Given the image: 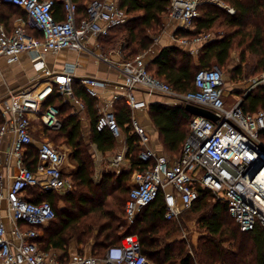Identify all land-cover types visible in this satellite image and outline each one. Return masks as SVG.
Returning a JSON list of instances; mask_svg holds the SVG:
<instances>
[{"label":"built area","instance_id":"obj_1","mask_svg":"<svg viewBox=\"0 0 264 264\" xmlns=\"http://www.w3.org/2000/svg\"><path fill=\"white\" fill-rule=\"evenodd\" d=\"M168 1L166 18L175 25L174 32L177 29L193 30L199 7L203 4L217 6L230 15L235 13L234 8L220 0ZM0 2L23 10L31 27L41 35L36 38L20 25L8 31L0 23V58L13 63L22 53L32 54L36 71L42 72L33 89L10 92L8 101L0 109L4 119L0 126V141L7 135L11 137L7 157L14 158L13 166L17 170L13 175L9 170L5 175L0 171V264H155L142 254L134 234L122 237L119 244L108 247L98 256L68 254L64 257L63 253L39 248V231L54 220L55 212L47 201H28L26 190L66 191L71 187V181L64 171L66 152L56 149L48 141H41L35 147V169L31 170L25 164V152L33 146L30 116L39 114L42 103L53 92H57L63 101L74 99L72 82L75 79L68 72L53 74L44 68L42 61L46 53L57 54L69 49L86 52L121 73L126 90L121 98L132 112L131 126L143 148L139 158L152 161L145 171L132 174L124 206L128 225L133 224L138 213L159 195L165 204L164 218L177 220L198 200L199 190H203L215 201L226 204L241 232L256 229L264 232V107L254 113L244 112L241 108L243 97L256 88H264V73L245 82L239 99L227 108L223 75L217 67L199 69L193 79L194 89L179 93L147 72L141 54L126 60L119 51L117 59L112 60L96 51L98 45L96 50L87 48L90 37H108L112 28L127 22L128 15L120 8L121 0H87L85 17L79 21L73 0H61L63 19L60 21L55 19L52 0ZM209 40L206 33L192 40L173 36V41L181 47L202 45ZM79 83L94 99L98 98L97 89L106 87L105 82L93 78L80 79ZM139 89L147 95L164 96L174 106L190 104L206 109L217 120L192 116L179 154L173 159L155 154L147 147L148 139L134 116L137 110L147 107L133 95L134 90ZM118 99L120 97H114V101ZM75 103L81 110L85 109L83 103L77 100ZM112 105L113 101L101 110L95 129H107L118 138L120 130L113 109H110ZM39 118L52 130L61 126L54 108H48ZM124 159L123 154H116L111 160L109 165L115 174L121 172ZM3 220L8 222L9 228Z\"/></svg>","mask_w":264,"mask_h":264},{"label":"trees","instance_id":"obj_2","mask_svg":"<svg viewBox=\"0 0 264 264\" xmlns=\"http://www.w3.org/2000/svg\"><path fill=\"white\" fill-rule=\"evenodd\" d=\"M52 1L55 19L60 21L63 19L61 0ZM73 1L79 21L85 17L87 0ZM220 1L234 8L235 13L230 15L217 6L203 4L199 7L196 27L193 30L177 29L175 35L192 40L202 33L218 32L222 35L221 38L203 43L196 58L176 46L162 48L149 66H146L147 72L166 82L174 91L185 93L194 89L193 79L199 69L217 67L222 71L231 55L237 52L240 62L233 70L235 76L241 73L244 59L248 56L255 57L256 64L246 76L256 74V77L264 73V0ZM168 7V0H121L120 8L128 15L131 14L130 19L124 25L112 28L108 37L99 38L98 41L101 45L110 44L116 31L124 32L126 35L122 55L124 59L132 60L152 47L155 41L153 36L158 34V27L162 25V18L166 16ZM17 9L19 8L0 2V23L8 31L12 30V26L6 24L4 19L11 23V20L22 15ZM27 30L36 38H41L33 28L29 27ZM72 90L73 95L84 104L90 119L87 140L82 133L81 122L77 116L69 114V105L63 103L57 92H53L42 103L39 112V115L43 114L50 106L59 110L60 128L52 130L44 126L43 129L51 143H62L70 149L74 172L68 174V177L76 188L64 197L66 211L57 210L56 192H42L38 188L26 190L28 201H47L55 212L54 220L39 231L37 243L40 249L60 252L67 257L68 246L75 243L77 255H82L89 247L93 252L97 249L99 253L94 256H98L108 247L119 244L122 237L134 234L138 237L142 254L155 264H264V232L259 229L241 232L230 217L226 204L219 201L210 203L209 199L213 197L207 191L199 190L198 200L179 217L185 212L202 213L199 224L205 234L200 237L194 249V257L187 252L184 241H168L177 233L178 226L175 220L164 218L165 204L161 195L138 213L133 224L128 225L123 221L130 175L134 171H145L152 161H142L139 158L142 147L131 126L132 112L120 98L114 103L113 113L120 133L125 138L126 158L130 168L119 174L104 173L101 180L95 183L94 163L89 147L93 146L100 153L113 152L116 149V138L107 129H95L99 116L97 100L86 94L78 80H73ZM263 107L264 88H256L243 97L241 102L242 110L247 113H254ZM147 109L159 134L162 150L177 156L186 139L192 115L183 105L153 103ZM2 122L0 115V126ZM24 160L28 168L35 169V147L27 148ZM107 197H112L108 204L105 202ZM118 207L122 210L121 213ZM120 226L122 230L118 229ZM93 237L95 241L90 245Z\"/></svg>","mask_w":264,"mask_h":264},{"label":"crops","instance_id":"obj_3","mask_svg":"<svg viewBox=\"0 0 264 264\" xmlns=\"http://www.w3.org/2000/svg\"><path fill=\"white\" fill-rule=\"evenodd\" d=\"M17 10L20 13H22L23 17L22 15H20L19 17L11 20V23L5 18L4 20L7 22L6 24H10L12 28L18 25L24 26L26 29L31 27L29 20L26 14L23 12V10L21 9H17ZM166 21H167L166 25H168V28L170 27L173 29H170L169 31H165L164 34L159 39H157V41H155L156 43L151 49L152 52L149 51L150 59H153L162 48L171 47L172 43L173 42L175 43V41H173V36L175 35L174 34L175 25L170 23L169 20L167 19ZM98 42L99 41L97 38L90 37L86 46L90 50H96V45H98L99 48L101 47V45ZM200 47L201 45H195V46L189 45V46L181 47V48H183L185 51L190 53L193 56V58H196ZM101 54L105 55L104 53H101ZM107 57H109L112 60L117 59L116 54L113 56H107ZM32 60H33V55L28 54V53L20 54L18 56V59L13 63H8L6 62L5 58H0V109L3 103L5 101H8L10 92L22 91V89L27 88L30 84H32V82L33 83L36 82L35 80L40 77L42 72L36 71ZM42 61L45 66L44 68L49 70L53 74L68 72L72 76V78L78 81L83 78H93V79H97V80L105 82L106 87L103 89H97L98 98H95L97 100V108H98L99 113L101 112V110L107 107V105L110 104L112 101H113V105L110 109H113L114 103L116 101V100L114 101V97L121 98L126 92L125 88L123 87V77L121 76V73L110 68L108 65L102 63L96 57L86 52H80V51L77 52L76 50L69 49V50L61 51L57 54L46 53L43 55ZM34 75L36 76V78H34L31 81L30 77L31 76L34 77ZM133 95L136 100L144 101L147 104V107L153 103H160L164 105L174 106L164 96L159 95L161 97L159 96L155 97L154 95H147L143 93L142 90L140 89L134 90ZM73 97H74L73 100L71 99L67 100V98H65L64 101L63 99L62 101L64 104L69 105L70 107L69 114L71 116H77V118L81 122L83 130L85 131V133H88L89 132L88 130L90 128V123H89V117L87 115V111L86 109L81 110L78 107V104L75 103V100H77L78 102H81V101L78 100L75 96ZM50 107L57 110V114L59 113V110L57 107H56L57 109L53 106H50ZM147 107L137 110L139 111L138 113H140L139 119H137L135 116V113L137 111L134 113V116L137 119L139 126L142 128V130L145 133V136L148 139L147 147L150 150L155 149L152 147L151 142H150V139L152 138L157 143L156 147L158 148L156 150L160 152L159 154H162V147L159 143V134L150 120ZM0 115H1V111H0ZM39 116H40L39 114L37 116L36 115L30 116L31 122L32 120L34 121L36 119L38 120V122L39 121L41 122ZM1 118L3 119L2 116ZM3 122H4V119H3ZM39 126L41 128V131L37 133H39L40 135L36 137V127H33L31 125V136L33 139V147H36V145L39 144L41 141H48L47 140L48 138L45 137V134H44V129H43L44 125L41 123ZM42 138H46V139H42ZM10 139L11 137L7 135L5 138H3V140L0 141V171L3 175H5L6 171L8 172V170L10 171V174L12 175L16 174V171H17L15 167L13 166L14 158L12 157L10 159L7 157V150H8V146L10 143ZM116 141H117L116 149L113 152L100 153L96 150H95V154H93L92 152V158L94 160V165H95L97 173H99V174H96L97 176L95 175V178H97L98 181L101 180L104 173L115 174V172L111 170V167L109 164L116 154H123L125 156V159L123 160L120 166V171L126 172L130 168L129 161L126 158V146H125L124 135L120 133V136L116 138ZM50 144L53 145L51 142ZM68 152L69 150L66 152V155H67L66 166L74 169V166L70 164L71 159H70V153L68 154ZM109 155H113V157L109 158ZM126 166L128 167L127 168L128 170H124L126 169L125 168ZM8 167L9 169H7ZM64 171H66L65 168H64Z\"/></svg>","mask_w":264,"mask_h":264},{"label":"rangeland","instance_id":"obj_4","mask_svg":"<svg viewBox=\"0 0 264 264\" xmlns=\"http://www.w3.org/2000/svg\"><path fill=\"white\" fill-rule=\"evenodd\" d=\"M128 15V14H127ZM131 17V14L128 15V20L130 19ZM166 16L164 15L163 18H162V25H160L158 27V34H156L155 36H153L154 40L157 41V39H159L165 31H169L170 29H173V28H168V25H166ZM127 20V21H128ZM27 23V22H26ZM175 29V27H174ZM121 30V29H120ZM160 31V32H159ZM173 33V31H172ZM116 35V36H115ZM125 33L122 32V31H116L113 36L111 37V41H110V44H100V42H98L101 47L98 48L97 47V52L98 53H104L105 55L107 56H113L115 55L117 52H123V47L125 45ZM209 35V41L211 40H214V39H218V38H221V34H219L218 32L215 33V32H212ZM115 36V37H114ZM153 43L152 47L155 45V42ZM207 41V42H209ZM158 43V42H157ZM160 43V41H159ZM97 44V43H96ZM203 45V44H202ZM172 46H176L182 50H184L183 48H181V46H179L177 43H172ZM152 47L147 50V51H144V52H141L139 53V55L141 54L143 56V59H144V62L146 64V66H149V63L152 59H150V52H152ZM150 51V52H149ZM123 56V55H122ZM240 60L238 58V54L237 52L233 53L230 57V61L227 63V66L225 67V69L222 70V75H223V83H224V93H226V98H225V106L228 108L229 106H231L236 100L239 99V97L241 96V94L243 93V88L245 86V82H247L250 78H253L255 77L256 74H253L249 77L246 76V73L249 71H251V68L256 64V58L253 57V56H248L244 59V64L242 65V68H241V73L238 74V76H235L234 75V68L239 64ZM153 70H151L152 72ZM246 77V78H245ZM34 78H36V76L34 75L30 77V80L32 81ZM36 82H32V84H30L27 88L25 89H22L23 90H26V89H33L34 86L36 85V83L38 82V78L35 80ZM232 95H236L234 97H232ZM239 95V96H238ZM155 97H158L159 95H154ZM161 97V96H159ZM232 97V98H231ZM139 111H137L135 113V116L137 119L140 118V113H138ZM37 116V114H36ZM136 119V120H137ZM40 122V121H39ZM38 120H32L31 122V125L33 127H36V137L39 136L40 134L37 133V132H40L41 131V128H40V124H39ZM89 123H90V119H89ZM89 131V130H88ZM87 131V132H88ZM82 133L84 135V138L87 140L88 139V133H85V131L83 130L82 128ZM46 134V133H44ZM47 135V134H46ZM45 135V137H47ZM42 139H46V138H42ZM49 142H51V140L47 139ZM150 142H151V145L153 148H155L154 150H151L153 151L155 154H159L160 152L158 150H156L158 147L157 146V143L156 141H154V139H150ZM52 144L54 145H57L56 146V149L62 151V152H68L71 153L70 149L67 148V146L65 144H62V143H59V144H56V143H53ZM116 144H117V141H116ZM54 145V147H55ZM89 150L91 152H93V154H95V149L93 146L89 147ZM162 154H164L166 157L168 158H171L173 159L174 157H176V155H170L168 153H165L163 150H162ZM114 155V154H113ZM113 155H109V158L113 157ZM93 163H94V160H93ZM71 165H73L72 162H70ZM127 164V163H126ZM126 169L124 170H128L127 166L125 167ZM65 172L67 173V176L68 174L70 175L71 173L74 172V169L68 167L65 165ZM96 174H99L97 173L96 171V168H95V165L93 167V180L95 183H98V179L95 178V175ZM133 174V173H132ZM132 174L130 175V180L128 181L127 183V188L129 190V187H130V184H131V179H132ZM97 176V175H96ZM71 181V179H70ZM76 190V188L74 187V184L72 185V181H71V187L68 189V190H64V191H60V192H56V195L58 198H56L55 200V203H56V208L57 210H60V211H66L67 210V205H66V200L64 199V197L68 194V193H71V192H74ZM112 197H107L106 199V204L109 203V201L111 200ZM210 203H214L215 200H213L212 198L209 199ZM124 206V205H123ZM123 206H122V210H123ZM119 209V207H118ZM120 213H121V211ZM69 212V211H68ZM67 212V213H68ZM4 210H2V215H4ZM202 213H194V212H185L181 218H178L177 220H175V223L177 224L178 226V231L177 233H175L173 236H171L168 241H184L185 244H186V250L187 252L192 256L194 257V249L197 247V244H198V241L200 239V237H202L205 232L203 231V229L201 228L200 224H199V218L201 217ZM6 227L9 228V224L6 220H3ZM123 221H125L124 219V216H123ZM119 230H122V226L118 227ZM94 237L91 239V242H90V245H93L94 243ZM68 254H76V246H75V243H70V245L68 246ZM98 250L96 249L94 252L91 251L88 247V249L86 248L84 253L80 256H94L96 254H98ZM77 255V254H76Z\"/></svg>","mask_w":264,"mask_h":264},{"label":"water","instance_id":"obj_5","mask_svg":"<svg viewBox=\"0 0 264 264\" xmlns=\"http://www.w3.org/2000/svg\"><path fill=\"white\" fill-rule=\"evenodd\" d=\"M184 109L192 116L203 117V118H206V119L212 120V121L217 120L216 116L206 109H203V108H200L197 106H193L190 104H186L184 106ZM259 169H260V167L255 170L253 176L259 171Z\"/></svg>","mask_w":264,"mask_h":264}]
</instances>
